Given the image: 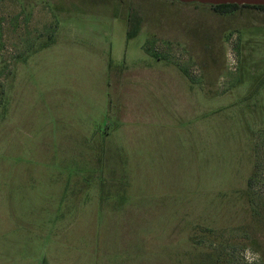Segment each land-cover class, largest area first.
<instances>
[{"label":"rangeland","instance_id":"1","mask_svg":"<svg viewBox=\"0 0 264 264\" xmlns=\"http://www.w3.org/2000/svg\"><path fill=\"white\" fill-rule=\"evenodd\" d=\"M20 1L0 0V235L62 233L66 264H264V11L26 0L23 50ZM142 44L161 95L138 58L119 81Z\"/></svg>","mask_w":264,"mask_h":264},{"label":"crops","instance_id":"2","mask_svg":"<svg viewBox=\"0 0 264 264\" xmlns=\"http://www.w3.org/2000/svg\"><path fill=\"white\" fill-rule=\"evenodd\" d=\"M17 9H20V14H18L21 24L20 30V40L19 45L23 50L26 48V44L30 42L28 40H34L40 36V27L35 29V25L30 28L32 23H35V20H39L41 15L44 14L42 7L39 3H34L30 1H20L16 2ZM30 18V19H29ZM27 23V24H26ZM26 26V28H25ZM140 50L136 56L129 58L128 65L124 67V71L120 75L119 81L121 83H125L128 85L130 92H132V60L136 61L141 60V64L139 63L138 72H135L138 79L143 81L145 80L148 85L150 84L149 96L157 91H160V95L162 94V76H158V65L157 61L160 59L162 61V54H154L151 48H147L144 44L140 45ZM28 53L31 52V47L27 46ZM22 50V51H23ZM20 51V50H19ZM132 56V55H131ZM161 64V63H159ZM162 65V64H161ZM162 75V72L160 71ZM161 84V88L154 86V84L159 86ZM106 100V98H104ZM141 100V98L139 99ZM0 264H66L65 262L71 261L72 259L64 256L59 252H54V250H58L60 248H65V244L69 243L66 241H61L62 233H44V232H33L29 233L28 236H25L22 233H9L6 232L0 235ZM71 244V243H69ZM54 249V250H53ZM22 251V257H18V252ZM48 251H53L48 254ZM27 254L26 256H24ZM80 260H76V262H71V264H80L81 257H78ZM94 264L96 263V259L93 260ZM68 264V263H67Z\"/></svg>","mask_w":264,"mask_h":264},{"label":"water","instance_id":"3","mask_svg":"<svg viewBox=\"0 0 264 264\" xmlns=\"http://www.w3.org/2000/svg\"><path fill=\"white\" fill-rule=\"evenodd\" d=\"M209 3L213 5L238 4V5H264V0H183Z\"/></svg>","mask_w":264,"mask_h":264},{"label":"trees","instance_id":"4","mask_svg":"<svg viewBox=\"0 0 264 264\" xmlns=\"http://www.w3.org/2000/svg\"><path fill=\"white\" fill-rule=\"evenodd\" d=\"M241 7H250L255 8L261 11H264V5H238V4H222V5H214V8L220 13V14H228L231 12H234L235 10L241 8ZM264 258V248L262 247L261 250H259Z\"/></svg>","mask_w":264,"mask_h":264}]
</instances>
